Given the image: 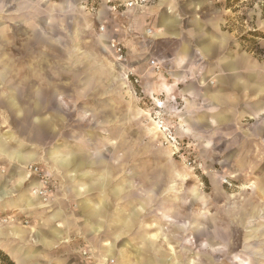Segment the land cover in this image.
Returning <instances> with one entry per match:
<instances>
[{
  "label": "crops",
  "instance_id": "0c3cea01",
  "mask_svg": "<svg viewBox=\"0 0 264 264\" xmlns=\"http://www.w3.org/2000/svg\"><path fill=\"white\" fill-rule=\"evenodd\" d=\"M228 4L229 0H151L145 6L118 11L98 4L111 18L122 16L124 19V30L107 29L99 38L107 42L122 32L127 41L129 63L142 75L140 92L147 101L160 102L163 118H175L196 138L211 131L210 128L219 127L225 152L239 158L238 155L254 153L253 145L257 146L258 140L264 143V65L245 53L226 29L231 9ZM234 8H238L237 4ZM108 21L111 22L110 19L104 22ZM83 25L82 32L78 31L81 37L90 26ZM147 30L151 32L148 34ZM101 47L107 54L105 45ZM82 53L77 51L79 56ZM111 61L110 66L98 63L88 69L76 67L82 84L84 74H112L115 64ZM151 61L159 65L158 72L150 66ZM4 73V68L0 69V86ZM87 81L94 89L104 84L97 77ZM68 91L67 81H63V98L56 94L51 99L53 113L50 114L40 108L41 97L32 100L30 113L39 112V115L32 117L30 133L43 130L40 125L55 130L52 122L59 117L68 120L72 107L84 100L78 93ZM3 95L5 107L17 117H23L17 92ZM97 99L87 111L76 108L75 120H92L96 127L107 126V130L92 132L97 137L109 138L110 124L116 120L115 97L108 94L106 99L105 96ZM107 143L104 150L80 145L49 149L48 160L61 171L66 197L75 207H68L61 193L43 207L41 200L31 195L38 186L37 180L23 175L25 168L38 159L37 142L29 135L19 137L13 131L0 130V213L12 211L32 222L28 227L15 224L6 233L0 232V239L4 238L9 245H3L2 249L15 264H88L79 256L88 247L114 259L115 264H212L213 253L228 254L227 238L212 241L213 233H228L227 223L241 229L242 237L246 233L239 244L243 251L234 254L250 257L248 262L241 259V264L257 263L254 256L264 260V252L256 243L257 238L264 236V224H255L257 217L264 220V209H260L264 205L249 204L246 209L225 210L221 226H212V214L205 215L204 222L197 221L202 215H197L194 205L200 200L191 194L188 201L192 208L179 221L172 218V210L163 204L176 200L173 196L165 198L169 193L167 188L173 186L168 184L164 188L156 181L154 186L140 188L133 181L130 163L121 166L105 156L116 149L114 141ZM207 145L212 146L208 140ZM238 158L230 164L241 169L254 168L245 157L242 161ZM117 165L121 171L118 174ZM177 180L180 177L173 181ZM257 184L260 196L264 197V180L261 178ZM253 185L250 182L244 187L246 195H251ZM201 196L207 202L205 196L198 197ZM232 198L228 196V200ZM238 200L243 201L244 196ZM246 202L243 201L242 208ZM198 236L203 241L197 242ZM55 250L61 251L60 256L51 257L49 251Z\"/></svg>",
  "mask_w": 264,
  "mask_h": 264
},
{
  "label": "rangeland",
  "instance_id": "374dc122",
  "mask_svg": "<svg viewBox=\"0 0 264 264\" xmlns=\"http://www.w3.org/2000/svg\"><path fill=\"white\" fill-rule=\"evenodd\" d=\"M98 4H101L99 0H0V69L4 68L5 72L4 82L0 86V130L13 131L19 137L27 138L29 135L30 139L37 142L38 159L30 165L40 168L43 172L47 171L55 183L52 190L53 199L50 201L54 200L56 194L61 193L65 204L75 207L66 197V182L61 171L48 160L49 149L53 146L68 145L74 148L80 145L88 149L104 150L107 142L114 141L115 152L110 155L106 153L105 156L112 161L115 159L121 166L123 163H130L133 181L140 188L154 186L156 181H160L164 188H167L168 184L173 186L167 188L169 193L167 192L168 196L165 198L170 199L173 196L176 200L165 201L163 204L164 208L170 207L172 218L179 221L185 212L192 208L189 205L191 202L188 201L191 194H195L196 199L200 200V203L194 205L197 215H202L197 221L204 222L205 215L212 214V226H221L220 219L225 210L246 209L249 204L264 205V197L260 196V187L257 184L261 178L264 180V143L258 140L257 146L253 145L254 153L238 155V158L234 153L225 152L219 127L210 128L211 131L196 138L175 118H164L172 127L179 145L171 147L164 144L153 118L158 109L140 92L142 75L137 69L134 71L129 63L127 41L122 32L114 34L113 39L107 42L99 38L107 29L124 30V19L122 16L111 18L103 13ZM235 4L238 8H234ZM228 6L231 8L227 14L230 21L226 29L235 37V43L240 45L245 53L264 65V0H229ZM108 19L111 22H104ZM83 24L90 26L84 30L85 35L81 37L78 31L82 32V26H85ZM101 26L104 27L103 31H100ZM113 40L120 42L124 47L125 61L122 63L115 60L109 48V43ZM101 44L109 50L107 54L102 50ZM136 44L140 46V42ZM77 51L83 52L82 58L77 55ZM111 60L115 64L112 74H84L82 84L83 80L79 79L76 67L88 69L98 63L110 66ZM127 68L131 69L132 73H128ZM94 77L104 83L100 88L94 89L92 84L88 86L87 79ZM63 81H67L68 92L78 93L84 100L77 107H72L73 112L68 115L67 121L63 117L53 120L55 130L40 125L43 130L30 133L28 127L31 126V119L34 115H39V112L30 113L32 100L41 97L43 103L40 108L43 113H53L50 111L53 106L51 99L56 94L63 98ZM81 87L84 90L81 91ZM9 91L17 92L23 117H17L5 107L3 94ZM108 94L115 97L116 120L110 124L112 135L109 138H101L92 131H104L107 126L96 127L92 120L77 122L75 109L87 111L97 102V97L105 96L106 99ZM44 99L49 101L45 102ZM60 108L59 112L63 115V106ZM207 140L211 142V148H208L210 145L206 146ZM244 157L245 161L252 162L254 168L241 169L235 164H230L236 158L242 161ZM161 163L163 166H160ZM116 167L118 174L121 171L118 165ZM23 175L27 177L26 172ZM177 177H180V180L173 181ZM30 179L38 180V177L33 176ZM250 182H254V190L248 196L244 187ZM199 194L205 196L207 202L202 196L198 197ZM230 195L233 196L231 201L228 200ZM239 196H244L243 201H248L243 208V201L238 200ZM38 199L44 207L45 203ZM260 209L264 207L261 206ZM15 224L28 227L32 222L30 218L15 215L12 211L0 213V232L6 233ZM227 224L228 233H213L212 241L221 242L227 238L228 254L213 253L212 264H238L241 259L248 260L249 256L243 258L234 255L243 251L239 244L243 237H246L245 231L242 237L241 229L235 228L231 223ZM255 224H264L263 218L257 217ZM256 240L264 252V236ZM5 241L4 238L0 239L1 250L3 245L9 247ZM8 241L12 242L11 239ZM196 241H203L202 236H198ZM60 253V250L49 251L51 257L57 254L60 256ZM254 257L257 262L255 264H264V260Z\"/></svg>",
  "mask_w": 264,
  "mask_h": 264
},
{
  "label": "built area",
  "instance_id": "2783aa9c",
  "mask_svg": "<svg viewBox=\"0 0 264 264\" xmlns=\"http://www.w3.org/2000/svg\"><path fill=\"white\" fill-rule=\"evenodd\" d=\"M94 1V0H92ZM101 4L106 5L113 11H118L120 9H135L137 7L145 6L150 3L151 0H99ZM104 27H100V31H103ZM148 33H150V30H147ZM109 48L112 51V54L117 62H124L125 59V52L124 47L120 42H117L115 40L111 41L109 43ZM151 67L155 71H159L160 67L159 65L151 61L150 62ZM128 73H132L131 69L127 68ZM156 108V114L154 115V123L157 128V130L162 134L163 142L164 144L176 147L179 145V142L175 136V133L172 129V127L167 124V120L163 118V116L160 113L161 109V103L157 102L155 104ZM26 175H28V179H30L33 176L38 177V186L32 190V193L40 197L44 203H49L51 199H53V186L55 183L52 181V179L49 177V173L43 172L40 168L36 166L29 165L26 168ZM58 187V186H57ZM60 188V186H59ZM80 258L82 261L88 264H115V260L106 256L99 254L94 248L88 247L86 249L81 250L79 253Z\"/></svg>",
  "mask_w": 264,
  "mask_h": 264
},
{
  "label": "trees",
  "instance_id": "16d2710c",
  "mask_svg": "<svg viewBox=\"0 0 264 264\" xmlns=\"http://www.w3.org/2000/svg\"><path fill=\"white\" fill-rule=\"evenodd\" d=\"M0 264H15L14 261L0 249Z\"/></svg>",
  "mask_w": 264,
  "mask_h": 264
},
{
  "label": "bare ground",
  "instance_id": "6f19581e",
  "mask_svg": "<svg viewBox=\"0 0 264 264\" xmlns=\"http://www.w3.org/2000/svg\"><path fill=\"white\" fill-rule=\"evenodd\" d=\"M146 33H148V32H146ZM148 34H149V33H148ZM27 167H28V166H27ZM27 167H26V168H27ZM26 168H25V171H26ZM26 173H27V171H26ZM27 177H28V175H27ZM31 194H32L33 197H37V196H35L32 192H31ZM38 198H40V197H38ZM40 199H41V198H40ZM44 205H47V203H45ZM48 205H49V204H48ZM48 205H47V206H48Z\"/></svg>",
  "mask_w": 264,
  "mask_h": 264
}]
</instances>
